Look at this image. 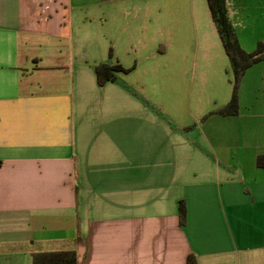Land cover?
Instances as JSON below:
<instances>
[{"label":"crops","instance_id":"obj_1","mask_svg":"<svg viewBox=\"0 0 264 264\" xmlns=\"http://www.w3.org/2000/svg\"><path fill=\"white\" fill-rule=\"evenodd\" d=\"M226 4L253 52L264 0ZM231 79L207 0H0V264H264V60L211 114Z\"/></svg>","mask_w":264,"mask_h":264},{"label":"trees","instance_id":"obj_2","mask_svg":"<svg viewBox=\"0 0 264 264\" xmlns=\"http://www.w3.org/2000/svg\"><path fill=\"white\" fill-rule=\"evenodd\" d=\"M211 19L215 25L218 36L221 40L225 54L229 60V66L232 75V92L229 102L222 108L211 112L221 116H237L238 108V89L241 79L246 70L252 65L264 60V42H259L256 49L251 52H245L238 44L235 30L228 16L226 0H207ZM123 71L116 65L110 66L100 64L95 67L97 82L102 85L107 81H114V72ZM256 164L264 168V155L257 156ZM180 222L184 224L185 213L180 203ZM31 264H78L74 251H52L33 253L31 255ZM187 264H195L190 257Z\"/></svg>","mask_w":264,"mask_h":264},{"label":"built area","instance_id":"obj_3","mask_svg":"<svg viewBox=\"0 0 264 264\" xmlns=\"http://www.w3.org/2000/svg\"><path fill=\"white\" fill-rule=\"evenodd\" d=\"M44 11L41 12V14L43 15ZM45 18V17H44Z\"/></svg>","mask_w":264,"mask_h":264},{"label":"rangeland","instance_id":"obj_4","mask_svg":"<svg viewBox=\"0 0 264 264\" xmlns=\"http://www.w3.org/2000/svg\"><path fill=\"white\" fill-rule=\"evenodd\" d=\"M256 49V48H255ZM239 90V89H238Z\"/></svg>","mask_w":264,"mask_h":264}]
</instances>
